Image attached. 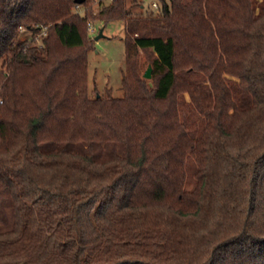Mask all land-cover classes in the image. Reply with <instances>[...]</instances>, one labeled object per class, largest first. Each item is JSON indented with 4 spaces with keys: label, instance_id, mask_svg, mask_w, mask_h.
<instances>
[{
    "label": "trees",
    "instance_id": "1",
    "mask_svg": "<svg viewBox=\"0 0 264 264\" xmlns=\"http://www.w3.org/2000/svg\"><path fill=\"white\" fill-rule=\"evenodd\" d=\"M105 1L122 97L88 10L0 0V264H264V0Z\"/></svg>",
    "mask_w": 264,
    "mask_h": 264
},
{
    "label": "rangeland",
    "instance_id": "2",
    "mask_svg": "<svg viewBox=\"0 0 264 264\" xmlns=\"http://www.w3.org/2000/svg\"><path fill=\"white\" fill-rule=\"evenodd\" d=\"M112 0H106L105 3H109ZM134 0H127V6L130 7L133 15H141L149 11L155 10L153 2H157L161 5V0H138L142 5H133ZM101 5L95 1L90 0L87 5H79L75 7V10L79 13L85 14L89 11V25L96 29V32L88 29V33L91 39H94L93 48L89 51V66H88V86L90 90V96L99 97L101 95L106 96V91L111 89V93L115 97H122L124 90L122 89V80L124 77V71L126 67V27L122 20H113L105 24L104 21L93 18V15H97L100 11ZM158 11V10H155ZM88 25V26H89ZM104 29V36L96 40V36L100 30ZM31 34V33H27ZM153 53L149 51L139 50L138 52V74L143 79L151 81L152 77L146 78L145 72L149 67H153L150 63V59L153 58Z\"/></svg>",
    "mask_w": 264,
    "mask_h": 264
},
{
    "label": "water",
    "instance_id": "3",
    "mask_svg": "<svg viewBox=\"0 0 264 264\" xmlns=\"http://www.w3.org/2000/svg\"><path fill=\"white\" fill-rule=\"evenodd\" d=\"M85 0H75L76 3L81 4ZM104 36V29H101L99 34L96 36V40H98L100 37ZM146 78H150L152 76V68L149 67L144 75Z\"/></svg>",
    "mask_w": 264,
    "mask_h": 264
},
{
    "label": "built area",
    "instance_id": "4",
    "mask_svg": "<svg viewBox=\"0 0 264 264\" xmlns=\"http://www.w3.org/2000/svg\"><path fill=\"white\" fill-rule=\"evenodd\" d=\"M95 1H100V0H95ZM80 4H77V6H79ZM153 7L155 10H158L159 9V5L157 2H153ZM89 29L92 31V33L96 32V29L93 28L91 25H89Z\"/></svg>",
    "mask_w": 264,
    "mask_h": 264
}]
</instances>
